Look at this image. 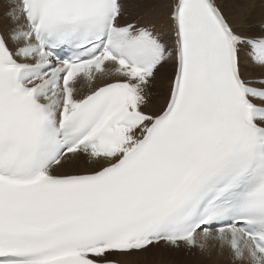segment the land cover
Segmentation results:
<instances>
[{"label": "snow or ice", "instance_id": "obj_1", "mask_svg": "<svg viewBox=\"0 0 264 264\" xmlns=\"http://www.w3.org/2000/svg\"><path fill=\"white\" fill-rule=\"evenodd\" d=\"M5 3L0 264H264V24L223 0Z\"/></svg>", "mask_w": 264, "mask_h": 264}, {"label": "bare ground", "instance_id": "obj_2", "mask_svg": "<svg viewBox=\"0 0 264 264\" xmlns=\"http://www.w3.org/2000/svg\"><path fill=\"white\" fill-rule=\"evenodd\" d=\"M223 3L226 5L225 11L238 13L241 10H247V15L241 18L242 23L245 24H254L255 32L252 34H260L262 29L257 24H264V0H223ZM6 11L5 0H0V22L2 24L4 20V13ZM231 19V17H230ZM257 71H259L257 69ZM161 94L160 96H162ZM164 95L162 98L157 99L154 97L152 102V109L160 107L163 103ZM83 167V165H82ZM161 250L160 259L153 256L152 260H156L160 264H230V261L227 260V253H221L218 249H213L210 253H201L196 250L188 251L186 249H170L166 248L163 245ZM156 246L148 248L149 250H154ZM148 250V251H149ZM166 251L171 252L166 253ZM146 253V252H142ZM142 253L132 254L129 257H118L117 259L122 261L124 264H132L131 261L147 262L149 258L139 257ZM187 254V255H186Z\"/></svg>", "mask_w": 264, "mask_h": 264}, {"label": "rangeland", "instance_id": "obj_3", "mask_svg": "<svg viewBox=\"0 0 264 264\" xmlns=\"http://www.w3.org/2000/svg\"><path fill=\"white\" fill-rule=\"evenodd\" d=\"M226 2H227V0H225ZM252 25H254V24H252ZM261 24L259 23V24H257V26L259 27ZM163 96V95H162ZM162 96H156L155 98H156V100L157 99H160V98H162ZM163 249V247L162 246H156L155 248H154V250H149V249H147L146 251H142V252H146V253H142V252H139V253H142L139 257H147V258H149V261H147V262H139V261H131V263L132 264H160L159 262H157L156 260H152V258H153V256L154 257H156V258H161L160 257V255H159V253H161V250ZM149 250V251H148ZM166 253H171V252H169V251H166ZM226 253V252H225ZM133 254H137V253H133ZM187 255V254H186ZM226 258H227V260H228V257H227V255H226Z\"/></svg>", "mask_w": 264, "mask_h": 264}]
</instances>
